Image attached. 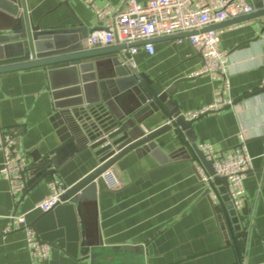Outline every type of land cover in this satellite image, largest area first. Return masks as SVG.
Wrapping results in <instances>:
<instances>
[{
    "label": "crops",
    "instance_id": "obj_1",
    "mask_svg": "<svg viewBox=\"0 0 264 264\" xmlns=\"http://www.w3.org/2000/svg\"><path fill=\"white\" fill-rule=\"evenodd\" d=\"M122 1L97 3L118 5ZM252 1L256 4L261 0ZM23 2L30 21L40 26L71 23L65 3L88 28L97 22L81 0ZM262 24L264 16L220 27L219 48L228 54L229 94L233 100L251 94L230 107L196 118L191 126L197 143L207 142L224 152L234 148L239 132L246 137L252 168L243 181L247 209L241 215L246 233L242 249L237 251L235 232L231 236L227 230L219 198L214 202L204 194L199 164L187 157L185 140L173 128L156 138L165 160L159 162L150 154L139 155L131 150L110 167L119 186H98L96 225L103 246L113 259L125 264H264V45L259 39ZM172 36L154 38L153 54L138 42L134 60L137 73L164 88L175 84L170 97L183 114L210 103L222 83L206 74L195 75L201 66V55L186 36ZM161 116L160 110L148 115L141 128L148 131L158 126L163 122ZM65 126L66 120L53 105L43 67L0 75L2 131L14 134L28 165L38 154H54L58 150L54 176L70 186L97 166L98 156L88 147L75 150L78 142L71 141V132L63 130ZM1 161L0 151V164ZM49 179L47 176L37 184L32 182L24 194L14 199L7 181L0 176V264H31L24 231L3 234L10 213H25L39 238L50 244L43 264H89V259L82 256L84 222L76 203H59L47 212L33 209L48 196ZM214 187L222 199L226 194L224 185L218 183ZM244 219L249 221L247 227Z\"/></svg>",
    "mask_w": 264,
    "mask_h": 264
},
{
    "label": "water",
    "instance_id": "obj_2",
    "mask_svg": "<svg viewBox=\"0 0 264 264\" xmlns=\"http://www.w3.org/2000/svg\"><path fill=\"white\" fill-rule=\"evenodd\" d=\"M23 1L0 0V75L43 67L53 105L66 120L63 130L69 129L73 138L71 141L78 142L75 150L88 147L98 156L97 166L68 186L61 196L62 200L68 199L78 205L83 219L82 256L89 259V264H125L113 259L99 235L95 205L99 186L97 179L131 150L139 155L150 154L159 162L165 160L161 155L164 151L156 138L173 128L185 140L189 151L187 157H192L212 177L204 194L209 196V191L217 193L215 184L224 185L226 194L222 199L217 193L220 208L229 234L233 236L235 232L239 252L246 235L241 215L246 213L247 205L244 204L239 212L234 209L227 194L226 178L214 174L212 161L206 160L198 149L191 128L195 119H186L170 97L175 84L164 88L123 64L122 50L133 44L88 47L86 38L92 31L101 28V21L88 28L65 3L73 19L71 23L40 26L30 21ZM255 5L256 11L209 26L208 29L264 16V0ZM192 33L195 32L172 37ZM249 94L236 98L233 103ZM159 110L163 122L148 131L143 130L140 126L142 121ZM57 153L58 150L54 154H38L33 159L29 168L32 174L30 181L37 184L47 176H54L58 167ZM215 207L219 209V206Z\"/></svg>",
    "mask_w": 264,
    "mask_h": 264
},
{
    "label": "built area",
    "instance_id": "obj_3",
    "mask_svg": "<svg viewBox=\"0 0 264 264\" xmlns=\"http://www.w3.org/2000/svg\"><path fill=\"white\" fill-rule=\"evenodd\" d=\"M81 1L93 12L97 21L102 22L100 29L92 31L87 36V46L93 48L133 44L122 50L123 64L133 70H136L134 55L137 52L138 42H144L145 50L153 54L152 39L195 32L186 36L202 58L201 66L194 74L209 75L213 79L220 80L222 84L219 94L210 103L183 113L186 119H196L234 104L229 94L228 54L227 51L219 48L222 29H208V27L256 11V5L252 0H146L145 2L123 0L118 5L108 2L99 5L97 0ZM259 39L264 45L263 24ZM262 86H264V80ZM197 147L206 160L212 161L214 174L226 178L227 194L234 209L239 212L245 203L243 181L252 168V157L247 150L244 133L239 132L234 148L225 152L216 150L207 142H199ZM0 151L2 153L0 176L7 181L9 192L16 199L32 184L30 165L27 164L25 152L14 134L2 131L1 127ZM198 175L204 191L212 177L202 165L198 167ZM97 182L108 189L119 186V180L111 168L103 171ZM47 185L48 196L33 207L40 212H47L57 204L69 201L61 199L68 186L60 178L51 177ZM208 195L214 202L218 199V194L214 191H209ZM6 218L7 223L3 234L22 229L25 233V245L31 264H43L49 256L50 244L39 238L35 228L27 221L26 214L10 213ZM243 223L246 227L249 225V221L245 219Z\"/></svg>",
    "mask_w": 264,
    "mask_h": 264
}]
</instances>
